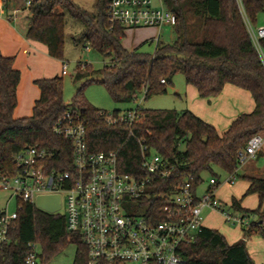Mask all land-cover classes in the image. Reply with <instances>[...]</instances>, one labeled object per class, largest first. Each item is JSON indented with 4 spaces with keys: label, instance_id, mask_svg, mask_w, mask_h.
<instances>
[{
    "label": "trees",
    "instance_id": "16d2710c",
    "mask_svg": "<svg viewBox=\"0 0 264 264\" xmlns=\"http://www.w3.org/2000/svg\"><path fill=\"white\" fill-rule=\"evenodd\" d=\"M29 12L26 38L43 44L50 57L63 60L66 16L84 26L79 40L109 60L95 71L79 63L75 81L82 82L72 102L64 101L63 77L39 79L40 92L32 115L15 118L21 72L14 57L0 54V180L17 175L16 154L38 146L51 155L48 170L73 171V145L57 136L54 126L69 109L78 114L86 126L88 149L91 153L119 151V170L133 176H147L142 166L139 141L169 161V188L190 180L196 191L205 183V176L221 178L239 169V153L249 140L264 132V66L250 39L235 0H165L167 8L177 17L173 27L177 38L171 44L157 45L153 53L124 48L123 26H112L108 18V0H98L97 14H89L70 0H25ZM248 17L257 25L264 13V0H243ZM153 43L148 42V44ZM144 46V45H142ZM141 46V48H142ZM177 75H183L188 86L194 87L201 99L218 97L226 85L249 92L255 108L241 114L220 134L216 128L191 111L142 110L130 128L109 126L102 113L83 97L91 84L104 86L109 96L119 103H134L138 95L145 99L167 93V86ZM165 81V84H162ZM121 111H114L118 114ZM132 131L133 136H130ZM249 187L244 197L257 195L259 205L250 211L242 200L231 201L232 209L249 217L256 216L249 228L243 229V240L229 244L217 230L204 228L193 242L184 244L181 255L186 264H256L246 241L253 236L264 239V177L244 175ZM162 187V185H161ZM162 188L152 189L159 195ZM17 219L8 228L7 241L0 248V264H25L31 246L37 245L42 264L52 260L69 245H75L74 264H88V250L77 234L67 231L66 217L49 214L31 202L16 198ZM146 215L152 216L158 202L144 201Z\"/></svg>",
    "mask_w": 264,
    "mask_h": 264
},
{
    "label": "built area",
    "instance_id": "2783aa9c",
    "mask_svg": "<svg viewBox=\"0 0 264 264\" xmlns=\"http://www.w3.org/2000/svg\"><path fill=\"white\" fill-rule=\"evenodd\" d=\"M235 1L264 66V27L252 23L243 0ZM18 12L15 11L14 16ZM108 18L112 26L126 29L161 30L177 24V17L167 8L165 0H108ZM155 42H159V37ZM62 75H68L65 62ZM101 115L109 126L131 128L138 120L137 109ZM53 132L71 141L73 171H49L47 161L51 155L38 146H31L16 154L14 162L18 173L12 178H2L0 188L12 191L15 198L31 202L36 208L40 196L60 195V212L64 210L67 231L80 236L88 250V264H186L181 248L193 242L206 228L203 216L206 210L220 214L227 224L242 229L251 226V217L234 211L232 204L224 205L217 198L216 178H209L202 194L198 189L194 191L188 179L172 188L166 186L164 182L170 180L171 174L169 161L146 147L143 141L139 144L147 176H133L120 172L118 150L89 151L86 126L71 109L58 120ZM130 136H133L132 131ZM263 148L261 134L252 137L238 155L239 169L256 160ZM238 170L225 182L234 184ZM157 186L162 191L154 195L152 189ZM151 198L158 202L152 216L146 215L148 206L144 204ZM15 219L17 212L0 213V248L7 241L8 228ZM25 264H42L37 245L31 246Z\"/></svg>",
    "mask_w": 264,
    "mask_h": 264
},
{
    "label": "rangeland",
    "instance_id": "374dc122",
    "mask_svg": "<svg viewBox=\"0 0 264 264\" xmlns=\"http://www.w3.org/2000/svg\"><path fill=\"white\" fill-rule=\"evenodd\" d=\"M70 2L76 7L89 14H97L98 0H70ZM26 6L25 0H12V7H19L20 5ZM26 13V12H25ZM20 20L23 21L24 17L21 14ZM258 27H264V13L258 17ZM84 26L70 17L66 16L65 27V48L63 60H56L49 56V54L41 55L37 57L35 66H32L31 71H27V67H30L26 63V59L21 61V67L24 68V85L21 92L22 106L27 103L26 87L31 77L38 78L44 77V75H51V77H63L64 86V101L66 104L72 102L78 89L81 87L82 82L75 81V73L79 63L89 64L93 70L98 71L109 64V60L105 56L101 55L97 51L92 49H86L82 42L75 43V40H79ZM159 37V42H155V38ZM177 38L176 32L172 27L166 26L160 29L157 28H145V29H126L125 37L122 44L124 48L129 51L134 49H141V51L153 53L157 45L171 44ZM154 43L148 44V42ZM144 45V46H142ZM142 46V48H141ZM40 55V54H38ZM68 64V75H62V63ZM43 75V76H42ZM186 81L183 75H177L173 79V83L167 86V93L162 95H156L149 99H145V93L142 92L138 95L137 100L134 103H119L114 101L108 94L106 88L100 84L89 85L83 94L85 100L97 109H101L108 113L114 111H130L137 108L142 110H175L178 112H184L188 110L186 99ZM264 138V132L261 133ZM254 175L257 177H264V148L259 153L256 160L248 162L245 166L238 170V175L243 177L244 175ZM228 176L221 178V186L217 190V197L222 201L224 205L230 204L232 199L242 200V206L244 209L253 211L256 210L259 205V198L257 195H250L244 197L247 188L248 181L242 178H238L234 184H228L225 181ZM209 176H205V183L198 188V193L202 194L208 187ZM226 203V204H225ZM17 200L12 191H5L0 188V213L6 212L13 214L17 211ZM64 213V210L60 212ZM205 221L204 224L209 229H215L222 234L228 243H237L244 238L243 229L239 226H234L225 223L222 217L217 214L206 210L203 214ZM258 218L251 217V222H256ZM247 249L250 252L251 257H256L257 264H264V239L259 236H253L246 241ZM76 246L69 245L64 251L57 255L50 264H74L76 255Z\"/></svg>",
    "mask_w": 264,
    "mask_h": 264
},
{
    "label": "crops",
    "instance_id": "0c3cea01",
    "mask_svg": "<svg viewBox=\"0 0 264 264\" xmlns=\"http://www.w3.org/2000/svg\"><path fill=\"white\" fill-rule=\"evenodd\" d=\"M26 7L22 4L19 7H12V0H0V54L5 57H14L15 67L21 72V82L18 87V106L14 114L15 118L29 117L32 115L35 102L40 97V92L35 85V81L53 78L49 74L44 75L42 78L31 77L25 91L27 92V98L25 99L27 103L24 104L25 106H22L21 92L24 85V68L20 65L21 61L26 59L27 65L30 66L27 67V71H31V67L35 66L37 62V57L45 55L46 53L48 54L46 46L26 38L29 25V12ZM15 11H19L17 16H14ZM21 14L24 17L23 21L19 19ZM185 93L188 110L206 123L214 126L220 134L225 133L238 116L251 113L255 108L251 94L233 85H226L220 96L210 99H201L197 90L188 85L186 86ZM217 215L222 217L220 214ZM253 260L257 264L256 257Z\"/></svg>",
    "mask_w": 264,
    "mask_h": 264
},
{
    "label": "water",
    "instance_id": "95a60500",
    "mask_svg": "<svg viewBox=\"0 0 264 264\" xmlns=\"http://www.w3.org/2000/svg\"><path fill=\"white\" fill-rule=\"evenodd\" d=\"M37 206L41 210L49 213L56 214L62 209L61 196L60 195H48L40 196L37 200Z\"/></svg>",
    "mask_w": 264,
    "mask_h": 264
}]
</instances>
